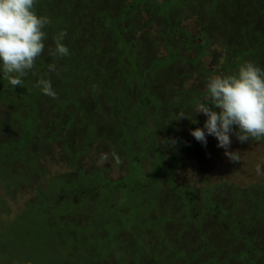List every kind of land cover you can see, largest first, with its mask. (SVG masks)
I'll list each match as a JSON object with an SVG mask.
<instances>
[{"label":"trees","instance_id":"16d2710c","mask_svg":"<svg viewBox=\"0 0 264 264\" xmlns=\"http://www.w3.org/2000/svg\"><path fill=\"white\" fill-rule=\"evenodd\" d=\"M34 7L50 21L44 51L20 85L0 75V211L36 193L2 227L0 264H264V183L238 160L237 182H213L198 157L218 140L191 134L211 76L264 67V0ZM62 33L69 55H52Z\"/></svg>","mask_w":264,"mask_h":264},{"label":"clouds","instance_id":"9594fccd","mask_svg":"<svg viewBox=\"0 0 264 264\" xmlns=\"http://www.w3.org/2000/svg\"><path fill=\"white\" fill-rule=\"evenodd\" d=\"M35 3L36 0H0V75L6 76L12 86L21 84L45 48V28L50 21L35 11ZM63 35L56 38L52 55H69ZM49 69L55 70V65L50 64ZM38 86L44 94L56 96L51 80L41 79ZM206 87L209 96L196 106V112L207 119L191 134L205 144L208 135L214 136L218 147L238 160L237 152L227 151L235 130L241 141L264 136V67L245 61L234 74L211 76ZM256 172L264 175V163L257 164Z\"/></svg>","mask_w":264,"mask_h":264},{"label":"rangeland","instance_id":"374dc122","mask_svg":"<svg viewBox=\"0 0 264 264\" xmlns=\"http://www.w3.org/2000/svg\"><path fill=\"white\" fill-rule=\"evenodd\" d=\"M186 23L190 26L191 29L195 26L194 20H189ZM218 48L220 47L216 46V48L213 49L218 50ZM205 62L207 64H210L211 58H205ZM217 64H221V59L217 61ZM216 69H218L217 66ZM196 80L197 73H193L191 76V82L195 83ZM227 151L237 152L238 162L242 163V168L250 171L257 181L264 183V175H258L256 172L257 164L264 163V142L254 145H243L235 137H232V143ZM198 159L204 165L203 168L205 169V171H209L210 173H213L218 177L213 178V182H219L220 179H231L234 182H237V176L235 172V166H237L235 165V163L237 160H234L230 156L226 155V150L224 148L219 147L218 150L202 151ZM104 164H106V160L99 162L98 165ZM252 165L254 168H252ZM49 167L51 176L63 173V171L66 169L63 164L56 165L55 163H50ZM120 174V168L115 166L112 169V175L114 177H119ZM196 174L197 171L195 175ZM187 176L191 177L190 172L187 173ZM251 181L252 180H248V183H246V185H248ZM246 185L245 187H247ZM35 193L36 192L33 190L23 191L18 195L16 201L9 202L8 213L0 211V231L2 227L6 226L9 222H12L21 213V211L25 208L26 203L34 197Z\"/></svg>","mask_w":264,"mask_h":264}]
</instances>
